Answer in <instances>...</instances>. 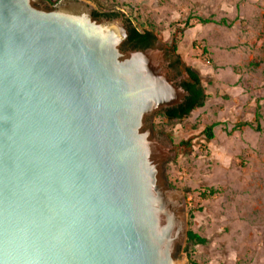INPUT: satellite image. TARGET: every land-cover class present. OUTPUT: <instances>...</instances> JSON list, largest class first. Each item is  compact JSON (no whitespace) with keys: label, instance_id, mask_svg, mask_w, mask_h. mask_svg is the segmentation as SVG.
Listing matches in <instances>:
<instances>
[{"label":"water","instance_id":"obj_1","mask_svg":"<svg viewBox=\"0 0 264 264\" xmlns=\"http://www.w3.org/2000/svg\"><path fill=\"white\" fill-rule=\"evenodd\" d=\"M116 13L0 0V264H186L152 121L189 91Z\"/></svg>","mask_w":264,"mask_h":264},{"label":"rangeland","instance_id":"obj_2","mask_svg":"<svg viewBox=\"0 0 264 264\" xmlns=\"http://www.w3.org/2000/svg\"><path fill=\"white\" fill-rule=\"evenodd\" d=\"M87 1L94 11L119 12L137 30H151L160 46L172 41L182 80L184 65L200 75L203 106L178 120L158 113L152 121L174 146L165 176L183 196L186 229L207 239L192 246L191 259L264 264V0ZM213 123L208 138L204 128ZM209 188L213 194L200 197ZM185 243L180 252L190 264Z\"/></svg>","mask_w":264,"mask_h":264},{"label":"trees","instance_id":"obj_3","mask_svg":"<svg viewBox=\"0 0 264 264\" xmlns=\"http://www.w3.org/2000/svg\"><path fill=\"white\" fill-rule=\"evenodd\" d=\"M110 15L113 16L115 15L114 13H107V12H98L94 11L95 16H105V15ZM211 20L208 18H203V17H197V22L204 24L207 22H210ZM187 22V21H186ZM221 22H224L223 20ZM133 41L137 43V45L140 46H145L150 44L151 39L154 38V34L151 30H144V31H139L136 28L130 29V36H129ZM172 48L175 51L176 47L175 44H172ZM202 51H205V48L202 49ZM179 64H181L179 58H178ZM184 72L186 74V78L183 80L182 85L183 87L189 91V95H187L183 102L180 103L177 106L174 107H169L165 109L162 113V116H164L168 120H178L182 117H185L192 111L193 109L203 106L204 104V99L206 98V94L204 92V87L201 84L200 81V75L198 74L197 71H195L190 65H184ZM258 112L256 111L255 115L257 117ZM216 123L210 124L205 126L204 132H206L207 137L211 138L213 136L212 133V128ZM244 124L246 125H251L250 122H245ZM213 189L209 188L208 192L205 193V191L200 193V197H208L213 194ZM196 209L190 208L188 210V216L189 219L193 217V212ZM190 223V220H188V224ZM207 242V239L203 236H201L199 233L194 231L191 228L187 229L186 232V243H185V248H189L187 251L188 256H189V262L190 264H196L195 260L191 259V248L193 245L199 244L203 245Z\"/></svg>","mask_w":264,"mask_h":264},{"label":"flooded vegetation","instance_id":"obj_4","mask_svg":"<svg viewBox=\"0 0 264 264\" xmlns=\"http://www.w3.org/2000/svg\"><path fill=\"white\" fill-rule=\"evenodd\" d=\"M107 13H114L115 15L110 16L108 14V15H105L106 17H115L117 15L116 12H107ZM126 27L128 30V35H127V38L125 39V41L123 43L124 48L141 49V48H146V47H150V46L151 47L156 46L158 48H161L164 51V58L167 62L166 65L168 66L169 70H175V69H177V67L180 66V64L178 62V57L174 53V50L172 48V41L169 44H163L160 46V44L158 45V43H157L156 37H154L153 39H151L150 44L145 45V46H140V45H137V43L129 37L130 36V29H132L133 26H131L130 24H127ZM185 78H186V75H185ZM183 80H181V84H182ZM158 113H161V112H158Z\"/></svg>","mask_w":264,"mask_h":264}]
</instances>
